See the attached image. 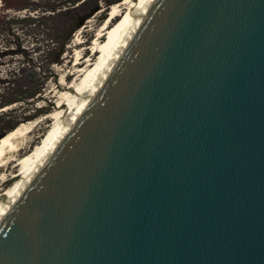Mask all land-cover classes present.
I'll use <instances>...</instances> for the list:
<instances>
[{
  "label": "water",
  "instance_id": "95a60500",
  "mask_svg": "<svg viewBox=\"0 0 264 264\" xmlns=\"http://www.w3.org/2000/svg\"><path fill=\"white\" fill-rule=\"evenodd\" d=\"M0 264H264V0H147L0 208Z\"/></svg>",
  "mask_w": 264,
  "mask_h": 264
},
{
  "label": "rangeland",
  "instance_id": "374dc122",
  "mask_svg": "<svg viewBox=\"0 0 264 264\" xmlns=\"http://www.w3.org/2000/svg\"><path fill=\"white\" fill-rule=\"evenodd\" d=\"M120 2L0 0V105L1 101H13L0 107V136L12 126L21 123L29 126L21 138L22 152L17 157L31 150L51 128L52 113L61 95L58 83L66 81V84L73 79L64 77L73 72L75 54L82 50L91 52L92 37L100 24L106 22L107 27L113 28L118 23L120 15L110 20L109 13L112 4ZM51 7L56 9L52 11ZM94 8L97 9L91 13ZM88 13L82 24L74 28L77 16ZM64 41V51L58 55ZM55 59L58 62H52ZM36 87L40 92L32 97L21 96ZM19 96L22 99L15 100ZM17 168L11 167L4 173L8 180L1 186L0 194L13 183Z\"/></svg>",
  "mask_w": 264,
  "mask_h": 264
},
{
  "label": "bare ground",
  "instance_id": "6f19581e",
  "mask_svg": "<svg viewBox=\"0 0 264 264\" xmlns=\"http://www.w3.org/2000/svg\"><path fill=\"white\" fill-rule=\"evenodd\" d=\"M146 2L147 0H121L119 4H112L109 18L111 20L116 15H120L118 23L113 28L107 27L105 25L106 22L100 24L95 35L92 37L91 52L85 53V51L82 52L83 50L76 52L71 66L73 72L69 71L70 73H67L64 77H72L73 79L66 84H64L66 81L58 83L61 95L57 101L56 109L52 113V126L42 136L41 141L37 142L31 150L17 157L21 151V147H19L21 138L28 132L29 126L21 123L0 136V175L2 174L0 176V188L8 180V177L4 176V173L11 167H18V172L15 171L17 173H14L12 176L13 183L0 194V208L17 189L27 171L45 151L54 135L58 133L64 123L66 113L73 111L80 100V95L88 91L110 57L114 54V51L124 41L135 17L141 13ZM121 5L124 6L121 7ZM123 9H125V12H122Z\"/></svg>",
  "mask_w": 264,
  "mask_h": 264
},
{
  "label": "trees",
  "instance_id": "16d2710c",
  "mask_svg": "<svg viewBox=\"0 0 264 264\" xmlns=\"http://www.w3.org/2000/svg\"><path fill=\"white\" fill-rule=\"evenodd\" d=\"M67 1H70V0H67ZM72 1V0H71ZM117 1V0H116ZM111 2H113V1H111ZM52 8V7H51ZM56 9V7H54V8H52L51 10L52 11H54ZM97 8H94V9H92V12L91 13H93V11H95ZM90 13V14H91ZM89 16V13L87 14V15H80V16H77V18L75 19V22H76V24H75V26H74V28H77V27H79L81 24H82V22H83V20L84 19H86L87 17ZM62 45V48L60 49V51H59V54L58 55H61V53L64 51V49H63V47H64V45L66 44V41H64V42H62L61 43ZM52 62H58V59H55V60H53ZM42 87V86H41ZM37 92H40V88L39 87H36V88H34L33 89V91L32 92H27V93H25V94H21V96L22 97H32L34 94H36ZM32 93V94H31ZM30 94V95H29ZM21 96H19V97H17V99H15V100H20V99H22V97ZM11 102H13L12 100H7V101H1V105H0V107L3 105V104H7V103H11ZM14 126H12V127H10V128H8V130H10L11 128H13Z\"/></svg>",
  "mask_w": 264,
  "mask_h": 264
}]
</instances>
